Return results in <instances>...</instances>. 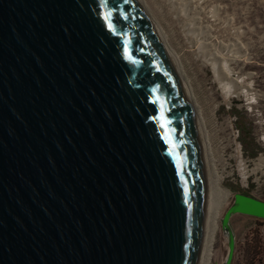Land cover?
<instances>
[{
    "label": "water",
    "instance_id": "water-1",
    "mask_svg": "<svg viewBox=\"0 0 264 264\" xmlns=\"http://www.w3.org/2000/svg\"><path fill=\"white\" fill-rule=\"evenodd\" d=\"M206 157L139 0H0V264H198ZM264 221L235 193L221 219Z\"/></svg>",
    "mask_w": 264,
    "mask_h": 264
},
{
    "label": "rangeland",
    "instance_id": "rangeland-1",
    "mask_svg": "<svg viewBox=\"0 0 264 264\" xmlns=\"http://www.w3.org/2000/svg\"><path fill=\"white\" fill-rule=\"evenodd\" d=\"M139 2L163 38L185 80L192 105L198 110L207 160V181L218 178L220 187L228 192L217 218V239L211 263L223 264L228 243L220 219L233 203L235 193H249L264 201V0H207L203 4L206 9L198 25L201 40L206 38V28L211 29L210 53L220 55L222 65L224 57L230 59L227 60L229 76L234 81L235 92L229 99L225 98L223 85L215 80L213 67L191 60L193 52L184 45L179 33L172 32L173 29L180 32V25H174L170 17L166 18L155 0ZM215 6L219 15L213 20L208 18L207 12ZM229 51H233L232 54H227ZM226 69L221 70L225 72ZM249 98H254L253 104L249 103ZM239 125L248 130L247 139L253 148L248 147L251 144L245 146ZM242 167L247 171L245 174ZM233 226L237 235L233 264H264V241L260 231L264 228V221L238 215L233 219ZM245 238L250 242V252L244 258ZM258 241L263 248L259 253L255 250Z\"/></svg>",
    "mask_w": 264,
    "mask_h": 264
},
{
    "label": "bare ground",
    "instance_id": "bare-ground-1",
    "mask_svg": "<svg viewBox=\"0 0 264 264\" xmlns=\"http://www.w3.org/2000/svg\"><path fill=\"white\" fill-rule=\"evenodd\" d=\"M155 1L157 5L159 6L161 12H163L164 15H166V18L170 17L171 18L170 21H172L174 25H180V29H181L180 32L177 31L176 33L174 29L172 32L175 34L179 33L184 41V45L187 46L190 52H193V55H192L193 57H191L190 59L193 60L194 62H198V61L201 62L203 66L213 67V70L215 73V80L223 85V88L225 91V98L229 99L232 96V94L235 92V86L233 85L234 81L230 79V76H229L231 72H230V68L228 67L229 65H228L227 60L230 61V59L228 57H224V59L222 60L224 63L222 65L221 61H219L220 55L217 56V54L210 53V49H209L210 42L208 43V41H210L209 39L212 38L211 29L206 28V30L204 31V33L206 34L205 35L206 38L204 40H201L202 34L199 33L200 28L198 25L201 23L200 22L201 14H203L206 9V7L203 6V4L207 0H155ZM142 8L146 12V9L143 6ZM146 14L148 15V12H146ZM218 15L219 14L217 11V6H215L213 9H210L207 12L208 18H212L213 20L217 19ZM149 19L151 20V18ZM173 24L171 23V25ZM156 29L157 28H155V30ZM156 34L159 37L160 41L162 42L164 49L169 53V50L163 38L159 35L157 30H156ZM195 48L196 50L194 51L193 49ZM204 52H207L209 54H203ZM232 52L229 51L227 54H232ZM169 56H170V59H172L170 53H169ZM225 67L227 69L225 72H223L221 69L222 68L224 69ZM176 69L185 87V80L182 74L179 72L178 67H176ZM185 91L187 92L186 87H185ZM187 95H188V92H187ZM188 97L190 98L189 95ZM253 100L254 98H249V103L253 104ZM197 111L198 110L193 107V112L196 117L199 134L201 137L202 147L204 149V141L202 138L203 135H202V130H201L202 126L199 121ZM204 153H205V150H204ZM246 172H247L246 169L242 167V173L245 174ZM208 183H210V187L209 188L207 187L208 202H207V213H206V221H205V232H204V240H203V245H202V250H201V257L199 258L198 264H211L212 263L214 244L217 239L216 237L217 218L228 197V192L225 189L220 187L221 181L218 178L214 179L213 181L211 179V182L207 181V186L209 185Z\"/></svg>",
    "mask_w": 264,
    "mask_h": 264
},
{
    "label": "trees",
    "instance_id": "trees-1",
    "mask_svg": "<svg viewBox=\"0 0 264 264\" xmlns=\"http://www.w3.org/2000/svg\"><path fill=\"white\" fill-rule=\"evenodd\" d=\"M239 127H240V129H241V131H242V133H243V142H244V144H245V146H248V144H251L250 146H248L249 148H253L254 147V145L252 144V142H250L248 139H247V137L249 136V132H248V130L246 129V127L244 126V125H239ZM245 194H249V193H245ZM250 242L248 241V239L245 241V244L247 245L246 246V248H244V258H245V256L246 255H248L249 254V252H250V244H249ZM257 246H255V248H257V249H255V250H257L258 251V253L260 252V251H262V249L263 248H261L260 247V243H259V241H258V243L256 244Z\"/></svg>",
    "mask_w": 264,
    "mask_h": 264
},
{
    "label": "built area",
    "instance_id": "built-area-1",
    "mask_svg": "<svg viewBox=\"0 0 264 264\" xmlns=\"http://www.w3.org/2000/svg\"><path fill=\"white\" fill-rule=\"evenodd\" d=\"M260 231H261L262 239H263V241H264V228H261Z\"/></svg>",
    "mask_w": 264,
    "mask_h": 264
},
{
    "label": "crops",
    "instance_id": "crops-1",
    "mask_svg": "<svg viewBox=\"0 0 264 264\" xmlns=\"http://www.w3.org/2000/svg\"><path fill=\"white\" fill-rule=\"evenodd\" d=\"M252 230L251 229H249V232H251ZM251 235V234H250ZM245 241H246V238H245ZM246 244L245 243H243V248H246ZM254 249V248H253ZM244 253V252H243ZM242 257H244V255H242Z\"/></svg>",
    "mask_w": 264,
    "mask_h": 264
}]
</instances>
